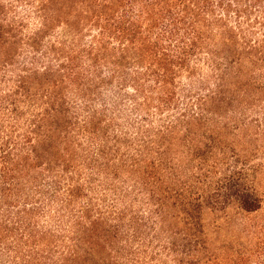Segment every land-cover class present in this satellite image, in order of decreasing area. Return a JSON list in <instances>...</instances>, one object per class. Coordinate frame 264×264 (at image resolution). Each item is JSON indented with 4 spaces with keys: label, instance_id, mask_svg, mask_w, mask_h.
I'll use <instances>...</instances> for the list:
<instances>
[{
    "label": "trees",
    "instance_id": "trees-1",
    "mask_svg": "<svg viewBox=\"0 0 264 264\" xmlns=\"http://www.w3.org/2000/svg\"><path fill=\"white\" fill-rule=\"evenodd\" d=\"M17 1L0 264H264V0Z\"/></svg>",
    "mask_w": 264,
    "mask_h": 264
},
{
    "label": "rangeland",
    "instance_id": "rangeland-1",
    "mask_svg": "<svg viewBox=\"0 0 264 264\" xmlns=\"http://www.w3.org/2000/svg\"><path fill=\"white\" fill-rule=\"evenodd\" d=\"M24 1H17V0H0V24H4L2 18L6 19V22H10L14 16H17V18H21L23 15L25 14H30L29 16L27 15V18H25V20L22 22L23 24L26 25V22L28 21V19L31 16V4L26 5L23 4ZM33 16V20H31L30 22V26L32 25V23L34 24L35 20H34V15ZM17 19V20H18ZM14 52H21L20 49H18V47H15V49L12 51L11 55L14 54ZM23 56H19L18 54L15 56V58H20L22 59ZM13 60V59H12ZM264 218V211L256 214L254 220H261Z\"/></svg>",
    "mask_w": 264,
    "mask_h": 264
}]
</instances>
